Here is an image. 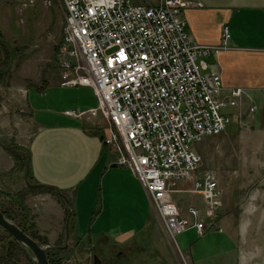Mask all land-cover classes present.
<instances>
[{
  "label": "built area",
  "instance_id": "built-area-1",
  "mask_svg": "<svg viewBox=\"0 0 264 264\" xmlns=\"http://www.w3.org/2000/svg\"><path fill=\"white\" fill-rule=\"evenodd\" d=\"M61 2L59 85L90 87L98 100L94 109L64 114L81 120L102 114L103 141L115 163L141 182L174 243L191 227L202 235L216 227L222 193L213 171L198 175L202 157L195 147L224 133L234 118L229 110L249 98L242 87L226 93L222 76L206 61L229 46V27L221 46H203L188 31L189 0ZM178 180L193 181L205 201L203 209H189L192 221L173 199Z\"/></svg>",
  "mask_w": 264,
  "mask_h": 264
},
{
  "label": "crops",
  "instance_id": "crops-1",
  "mask_svg": "<svg viewBox=\"0 0 264 264\" xmlns=\"http://www.w3.org/2000/svg\"><path fill=\"white\" fill-rule=\"evenodd\" d=\"M189 1L192 4L184 9V13L189 34L197 44L221 46L224 29L229 27V46L212 52L206 61L210 70L222 76L226 93L235 87L248 91L249 98L244 96L238 107L229 110L234 115L230 122L234 129L230 132L245 134L250 128L249 123L255 121L256 114L261 121L264 117V0ZM157 2L151 0L147 4ZM80 88L87 90L89 96L93 95L88 100L87 109L96 108L98 100L92 88ZM252 104L257 106L254 113L249 111ZM30 105L31 129L21 132L18 126L16 130L20 131V138L15 142L20 154L24 149L32 154L31 183L53 186L71 200L75 212L71 229L79 234L76 202L86 186L90 196L95 197L98 191L102 194V210L92 221L94 225L88 237L94 249L110 246V234L116 233L118 236L115 239L126 251L122 256L128 254L126 260L130 259L133 251L144 250V244L152 246L159 257L168 248L173 250L172 240L166 232L165 239L160 238V228L152 217L153 204L148 192L130 169L115 163L113 153L101 139L105 132L98 125L99 115L81 120L63 112L62 119L56 116L39 118L38 115L36 118L34 108L38 104ZM217 177L222 206L216 218V229L223 235L218 242L221 249L217 264H264V178H253L256 179L253 183L246 180L237 193L236 181L234 185V181L228 183V180ZM175 187L173 199L182 218L192 221L189 209H203L205 201L198 196L201 194L193 190L194 182L191 180H178ZM143 194L148 196L150 212L147 204L142 207ZM26 203L35 215L38 229L52 243L62 228H66L65 205L56 195L44 190L30 193ZM108 206L111 207L108 211L112 217L111 225L105 227V224L104 229L96 232L95 228ZM175 245L178 246V243ZM231 252L235 253L233 258L229 255ZM99 258L103 264V258ZM144 261L147 260H137L136 264H145Z\"/></svg>",
  "mask_w": 264,
  "mask_h": 264
},
{
  "label": "rangeland",
  "instance_id": "rangeland-1",
  "mask_svg": "<svg viewBox=\"0 0 264 264\" xmlns=\"http://www.w3.org/2000/svg\"><path fill=\"white\" fill-rule=\"evenodd\" d=\"M136 1L147 3L151 0ZM64 26L65 14L61 0H0V67L6 70L5 74L0 75V142L6 146H14L7 150L0 144V203L3 208L12 210L15 219L11 220L16 224L20 222L21 214H25L23 217L31 222L35 221V215L26 203L30 194L27 190L32 189L26 184L27 169L22 168L12 152L20 153L15 142L20 138V131L16 128L19 126L21 132L23 129H31L30 103L38 104L34 108L36 118L38 115L39 118L56 116L62 119L61 114L69 109H76L78 112L90 110L87 109V104L93 95L89 96L87 90L59 85V49ZM85 118L83 120L91 117ZM97 118L98 125L103 126L105 120L102 114ZM252 122L245 134L230 132L234 129L231 123L221 135L207 137L197 144L195 149L202 157L198 175L210 170L215 173L217 184V176H220V180H228V183L234 181V185L236 181L237 193L246 180L253 183L256 181L253 178L263 179L264 117L261 121L256 114V119ZM78 196L76 220L79 234L69 227L70 236L67 240L66 228H62L59 236L49 244L50 247L41 243L47 250L51 248L52 251H49L52 254L62 251V259H58L60 255L55 256L58 264H94L92 255L102 257L103 264H136L137 260H147L144 261L145 264H153L155 261V264H217L221 249L218 242L223 238L217 227L208 228L203 235L196 229H187L177 235L178 246L171 241L173 250L168 248L164 253L161 252L160 257L152 246L144 244V250L133 251L130 259L126 260L128 254L122 256L126 251L115 239L118 236L116 233L110 234V246L94 249L88 237L94 225L92 221L98 215L97 212L102 210V194L98 191L92 197L85 186L81 196ZM198 196L203 200L201 195ZM20 199H25V209L19 204ZM143 200L142 207L145 208L147 204L150 212L147 194H143ZM110 208L106 207V213L95 228L96 232L104 229L105 224V227L111 225L112 217L108 214ZM151 213L159 225L160 238L165 239L164 224L154 205ZM11 240V235L0 226V264H37L27 247L22 244L11 247ZM229 255L233 258L235 253L231 252Z\"/></svg>",
  "mask_w": 264,
  "mask_h": 264
},
{
  "label": "water",
  "instance_id": "water-1",
  "mask_svg": "<svg viewBox=\"0 0 264 264\" xmlns=\"http://www.w3.org/2000/svg\"><path fill=\"white\" fill-rule=\"evenodd\" d=\"M0 71H6V70L0 67ZM103 138H104V135L101 137V139ZM0 144L7 150H11L12 148H14V146L3 145L1 142ZM30 162H31V154L29 153L28 164H30ZM26 184L28 187L32 189L46 187V188L55 190L57 191V194L61 198H63L67 203L70 202L69 198L62 191L56 190V188L53 186L46 185V184L31 183L28 180V178H26ZM70 210L71 211L73 210L72 206L70 207ZM69 225H70L69 220H67V224H66L67 240L70 236ZM0 226L4 230H6L12 237H14L17 242L27 247L33 253L34 260L37 264H50V261L48 259L47 252H46L47 247L41 245L36 239H34L30 235H28L26 232H24V230H22V228L15 222H13L10 218H8L1 209H0ZM94 264H101L100 258L97 255L94 256Z\"/></svg>",
  "mask_w": 264,
  "mask_h": 264
},
{
  "label": "trees",
  "instance_id": "trees-1",
  "mask_svg": "<svg viewBox=\"0 0 264 264\" xmlns=\"http://www.w3.org/2000/svg\"><path fill=\"white\" fill-rule=\"evenodd\" d=\"M2 45L4 44V43H1ZM4 71H0V75H3L4 73H3ZM18 148V147H17ZM20 148H22V147H20ZM24 151H25V149H24ZM23 151V153L22 154H20V153H15L14 151H12L13 152V154H14V156L16 157V159H17V162L18 163H21V166H22V168L23 169H27V177H28V179L31 181V176H30V164H28V160H29V152L28 151H25L24 152ZM37 190H44V191H48V192H51V193H53L54 195H56L59 199H60V201L65 205V207H66V213H67V215H66V219L67 220H69V223H70V230H71V227H72V224H73V220H74V216H75V212H74V210H70V207H71V200L69 199V203H67L63 198H61L58 194H57V191H55V190H52V189H49V188H46V187H40V188H36ZM36 189H28L27 190V193L29 192V193H32V192H35V191H37ZM57 190V189H56ZM26 199V198H25ZM25 199H23V200H18V202H19V204L21 205V207L23 208V209H25L26 207H25ZM68 204H69V206H68ZM0 209L4 212V214L8 217V218H10V219H12V220H14L15 218V216L12 214V210H10V209H7V208H3L1 205H0ZM71 214V215H70ZM25 214H21V219H20V222L18 223V225L22 228V230H24V232H26L27 234H29L30 236H32L34 239H36V240H38L40 243H42V244H46V245H48V244H50V240H49V238L47 237V236H44V235H42L40 232H39V230L37 229V225H36V223H35V221H30V220H28V218L27 217H23ZM30 221V222H29ZM11 241H9V243H10V245H11V247H13V246H20L21 244L19 243V242H17L16 240H15V238L14 237H12L11 236ZM51 248H49V250H50ZM49 250L47 251V254H48V257H49V260H50V263L51 264H58L59 263V261H57L55 258H52L51 257V253L49 252ZM35 263V262H34Z\"/></svg>",
  "mask_w": 264,
  "mask_h": 264
},
{
  "label": "flooded vegetation",
  "instance_id": "flooded-vegetation-1",
  "mask_svg": "<svg viewBox=\"0 0 264 264\" xmlns=\"http://www.w3.org/2000/svg\"><path fill=\"white\" fill-rule=\"evenodd\" d=\"M3 73L5 74V72H3ZM0 205H1V203H0ZM1 206H2V205H1ZM28 235H29V234H28ZM31 237H32V236H31ZM37 241H38V240H37ZM38 242H39V241H38ZM39 243H40V242H39ZM40 244H41V243H40ZM41 245H42V244H41ZM50 246H51V245H49V247H50ZM47 251H48V250H46V252H47ZM50 251H52V250H50ZM50 251H49V252H50ZM50 253H51V252H50ZM61 254H62V251H60L59 253H56V255H58V256L60 255V256L58 257V259H59V258L62 259V255H61ZM56 255H55V253H54V254L51 253V257H52V258H55ZM47 256H48V254H47ZM92 257H94V255H92ZM48 259H49V257H48ZM49 261H50V260H49ZM93 261H94V259H93ZM50 264H51V263H50Z\"/></svg>",
  "mask_w": 264,
  "mask_h": 264
},
{
  "label": "bare ground",
  "instance_id": "bare-ground-1",
  "mask_svg": "<svg viewBox=\"0 0 264 264\" xmlns=\"http://www.w3.org/2000/svg\"><path fill=\"white\" fill-rule=\"evenodd\" d=\"M168 236V235H167ZM169 237V236H168ZM170 238V237H169ZM177 238V237H176Z\"/></svg>",
  "mask_w": 264,
  "mask_h": 264
}]
</instances>
